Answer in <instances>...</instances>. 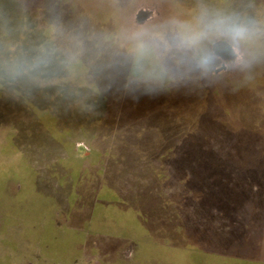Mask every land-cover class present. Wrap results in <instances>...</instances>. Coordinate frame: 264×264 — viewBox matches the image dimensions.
I'll return each instance as SVG.
<instances>
[{"label": "rangeland", "instance_id": "obj_1", "mask_svg": "<svg viewBox=\"0 0 264 264\" xmlns=\"http://www.w3.org/2000/svg\"><path fill=\"white\" fill-rule=\"evenodd\" d=\"M168 2H171V15ZM202 7L264 19V0H0V81H5L0 84L3 88L0 100V165H25L34 171V181H38L43 189L46 187L57 193V198L68 197L66 189L64 191L56 184L63 186L68 179L67 171L71 169L84 166L92 169L93 166L91 160L86 159L91 155L89 145L103 114L94 106L98 98L91 94L90 88H93L92 82L99 85L97 73L102 65L98 64L104 60L105 65L110 63L112 75L116 70L124 73L127 64L137 71L138 78L130 76L123 83L115 77L109 85L122 86L127 95L136 88L135 85L142 87L139 100L144 105L143 113L165 107L167 111L154 117L159 123L175 116L166 135L170 142L176 143V148L198 145L201 158V146L205 144L210 153L218 150L216 154L221 155V150L226 147L224 142L230 136L232 146H251L252 160L241 164L243 172L250 168L249 177H242L243 173L237 172L229 183L234 187L238 179H263L264 49L248 67L224 69L222 61L217 58L215 69L208 75L195 70L189 60L179 55L140 57L132 52L131 38L136 33H144L143 38L147 39L152 31L162 28L173 18L191 20ZM142 13L146 16L144 19L140 17ZM50 41L60 49L70 47L76 58L97 60V66L79 73L81 63H66L59 52L52 55L46 64H37L36 58ZM101 54H104L103 58H99ZM33 105L53 112L58 120L56 132L65 135V142L40 126L34 114L29 112V106ZM182 116L186 117L184 127L177 122ZM10 136L15 138L20 150L12 148L5 156L2 148ZM111 138L107 142L111 143ZM16 149L18 153L14 154ZM220 166L226 165H217V168ZM124 167V164H119L113 169L122 172ZM89 172L94 174L93 169ZM8 178L10 175L6 177L0 194V264L99 263V257L85 256L87 233L66 226L68 209L64 201L62 207L55 209L53 199L52 203L47 197L45 201L41 200L20 182ZM213 178L218 181L220 177L215 175ZM101 183V178L95 175V191ZM25 184L27 186V181ZM30 186L28 182L27 187ZM174 187V191H171V186L165 191L169 202L158 194L155 198L159 206L168 205L166 211L170 216L173 205L178 206L181 201L179 187ZM23 190L25 195L34 197L30 202L40 200L38 207L41 208L37 209V214L21 215L24 203H17L14 198ZM205 194L210 195V192L205 190ZM256 194L254 199L263 200L264 185H260ZM186 198L191 200L193 195L189 193ZM205 199L208 198L204 195ZM36 204L32 203L34 211ZM230 206L231 210L236 209ZM47 208H52L54 214L60 209L59 215L52 218V224L45 218L51 211ZM73 212L83 217L77 208ZM252 214L257 215L258 212ZM6 216L10 222L5 226L2 221ZM152 231L154 233L147 237L138 235L139 229L137 233H127L125 240L115 248L112 258L118 264H233V256H225L222 246L210 244L204 250L195 243L200 252L187 253L188 259L182 260V255L179 257L175 248H183L185 242L177 231L171 230V225L157 224ZM238 252L242 253L239 247Z\"/></svg>", "mask_w": 264, "mask_h": 264}, {"label": "trees", "instance_id": "obj_2", "mask_svg": "<svg viewBox=\"0 0 264 264\" xmlns=\"http://www.w3.org/2000/svg\"><path fill=\"white\" fill-rule=\"evenodd\" d=\"M98 56L103 58L104 54ZM74 61L81 63L79 73L88 72V67L93 69L98 64L97 60L85 61L82 58H76L69 63ZM102 61L98 64L102 65L97 73L99 85L92 82L94 85L90 88L93 92L91 94L98 98L94 106L103 114L97 125V133L94 134L92 143L89 145L91 155L86 159L91 160L94 174L91 175L89 170L92 172V169L86 166L67 171L69 172L68 176L66 175L68 179L65 183L63 182L64 185L56 184L61 189H66L69 194L68 197L62 199V196L57 198V193H52L46 187L43 189L38 181H34L35 175L29 167L25 165L13 167L3 164L0 165V194L5 187L6 177L10 175L11 180L20 182L29 193H33L37 198L45 201L47 197L51 203L53 199L52 204L55 209L66 204V210L68 209L66 226L87 233L89 237L85 256L87 258L99 257L98 264H118L112 255L115 248L125 240L127 233L134 234L139 229L140 234H137L147 237L154 233L152 229L157 224L165 227L171 225V230L177 231L182 236L185 245L183 248H175L178 256L182 255V260L188 259L187 253L190 255L200 252L198 247H195V243L216 245V235L222 233V229L229 228L227 227L229 223L245 221L244 217H237L236 209H232L233 211L230 209V205L235 206L236 201L232 195V183L229 181L237 172H242L244 174H241L242 177L245 175L249 177L250 168L243 172L241 164L251 162V146L244 148L232 146L229 136L224 142L226 147L221 150V155L216 154L218 150H212L210 153L203 144L201 158L198 145L186 149L176 148V143L170 142L166 135L168 129L172 127L171 119L175 120V116L161 120L159 123L154 117L167 110L162 107L158 111L150 110L143 113L144 105L139 100L143 92L142 87L135 85L136 88H133L130 95H127L125 94L126 89L122 86L119 88V85L116 87L109 85L111 79L115 77L123 83L130 76L138 78L137 71H134L132 67L129 68L127 64L126 69L123 70L124 73L116 70L112 75L113 70L110 63L105 65V61ZM3 82L5 81L1 80L0 84ZM64 82L66 84V81ZM60 86L65 87V85ZM2 91L3 88L0 85V100L3 97ZM29 112L34 114L40 126L42 125L49 133L52 132L60 141L65 142V135L56 132L58 120L50 109H41L33 105L29 106ZM202 114L203 112L201 116ZM185 118L182 116L178 119L179 125L184 127ZM54 135L50 134L52 138L55 137ZM210 137L215 139L213 135ZM108 138L112 139L111 143L107 142ZM12 148L20 150L15 138L10 136L2 148V153L6 156ZM17 149L14 154L18 153ZM119 164L125 165L122 172H116L113 169ZM221 164L226 166L217 168V165ZM95 175L102 180V183L98 184L97 191L93 188ZM215 175H219L218 181L213 178ZM26 181L27 186L28 182L31 184L29 188L25 184ZM170 186L171 191H174V186H178V192L181 194V201L178 202V206L173 205L171 216L166 211L168 205L159 206L155 200L158 194L169 202L165 191H168ZM205 190H208L210 195L205 194ZM189 193L193 195L191 200L186 198ZM201 193L203 196H200ZM25 194L23 190L14 198L15 202L24 203V211H21V215L27 217L33 212L37 214L41 208L38 207L40 200L37 199L35 202L37 204L34 211L31 208L32 203H35L30 202L33 196ZM204 195L208 199L203 200ZM63 208L65 209V206ZM76 208L82 212L83 217L73 212ZM51 209L47 208V211ZM59 210L55 214L59 215ZM47 214L45 218L52 224L55 214L52 210ZM150 214L156 218L153 219ZM2 222L6 226L10 220L6 216ZM196 228L199 230L197 231ZM28 234L32 235V232L28 231ZM225 237L228 236L225 234L222 239L231 243L236 238V234L231 233L229 238L232 237V239L226 240Z\"/></svg>", "mask_w": 264, "mask_h": 264}, {"label": "clouds", "instance_id": "obj_3", "mask_svg": "<svg viewBox=\"0 0 264 264\" xmlns=\"http://www.w3.org/2000/svg\"><path fill=\"white\" fill-rule=\"evenodd\" d=\"M143 36L144 33H136L131 38L134 55L161 58L179 55L189 60L195 70L208 75L217 64L212 46L220 40L226 41L235 52L236 60L230 66H250L264 49V19L202 7L191 20L173 18L152 31L147 39ZM57 52L66 63L76 59L70 47L60 49L50 41L36 63L46 64Z\"/></svg>", "mask_w": 264, "mask_h": 264}, {"label": "crops", "instance_id": "obj_4", "mask_svg": "<svg viewBox=\"0 0 264 264\" xmlns=\"http://www.w3.org/2000/svg\"><path fill=\"white\" fill-rule=\"evenodd\" d=\"M260 185H264V177L263 179H238L232 188L233 192L236 193L233 197L236 201L237 217L242 216L249 219L247 218L248 220L243 223L237 221L232 224L229 223L227 226L229 228L222 229V233L216 235V247L222 246L225 256L232 255L233 264H264V194L262 195L263 200L254 199L257 195L256 192L260 191ZM259 194L261 195V193ZM256 212H258L257 215L252 214ZM231 233L236 234V238L231 243L225 242L222 237L226 234L228 236L225 237L226 240L232 239V237L229 238ZM200 246L205 250L207 245L201 242ZM238 247L242 253L238 252ZM198 250H200L199 247ZM225 260L230 259L225 258Z\"/></svg>", "mask_w": 264, "mask_h": 264}, {"label": "water", "instance_id": "obj_5", "mask_svg": "<svg viewBox=\"0 0 264 264\" xmlns=\"http://www.w3.org/2000/svg\"><path fill=\"white\" fill-rule=\"evenodd\" d=\"M140 17L145 18L146 16L142 13ZM212 49L214 55L222 61L224 69L231 67V62L236 60V55L233 48L225 41L216 42L212 46ZM232 66L234 67L235 65Z\"/></svg>", "mask_w": 264, "mask_h": 264}, {"label": "flooded vegetation", "instance_id": "obj_6", "mask_svg": "<svg viewBox=\"0 0 264 264\" xmlns=\"http://www.w3.org/2000/svg\"><path fill=\"white\" fill-rule=\"evenodd\" d=\"M169 4H168V8H169V15H171V2H168ZM174 5H176V4H174ZM157 7L159 8V6L157 5ZM142 8H144V7H142ZM142 8H140V9H142ZM138 10V9H137ZM132 16V15H131ZM130 16V17H131ZM142 19H144V18H142Z\"/></svg>", "mask_w": 264, "mask_h": 264}]
</instances>
